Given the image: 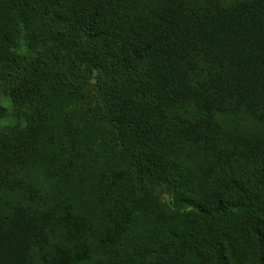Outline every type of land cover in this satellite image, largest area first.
Returning a JSON list of instances; mask_svg holds the SVG:
<instances>
[{
	"label": "trees",
	"instance_id": "obj_1",
	"mask_svg": "<svg viewBox=\"0 0 264 264\" xmlns=\"http://www.w3.org/2000/svg\"><path fill=\"white\" fill-rule=\"evenodd\" d=\"M24 31L113 83V138L17 66L0 264H264V0H0V78Z\"/></svg>",
	"mask_w": 264,
	"mask_h": 264
},
{
	"label": "rangeland",
	"instance_id": "obj_2",
	"mask_svg": "<svg viewBox=\"0 0 264 264\" xmlns=\"http://www.w3.org/2000/svg\"><path fill=\"white\" fill-rule=\"evenodd\" d=\"M45 29L46 25L38 27ZM40 32H36L34 40L30 45L25 44V40L31 38L33 32L24 31L21 36L22 47L17 49L20 57L16 58V64L11 71H6L0 78V100L6 99L12 90L18 85L20 76L17 75L16 68L18 65L25 71L24 67L30 69L46 68L49 75L55 76L60 74L72 84L73 97L69 102L70 117L84 116L91 123L92 128H97L101 125L104 129V137L112 139V129L106 122L110 102L113 99L112 93L117 91V88L110 80L97 74L86 73L83 66H80L77 61L70 65H63L61 60H58L54 54V46L48 40L39 36ZM76 62L77 66H73ZM25 75L28 74L24 72ZM116 94V93H115ZM84 123L88 125L85 121ZM98 142V143H97ZM95 143V148L101 143V139ZM105 148H102L104 150ZM107 151V150H106ZM103 153V152H102ZM157 200L166 203L170 197V193L164 190L154 192Z\"/></svg>",
	"mask_w": 264,
	"mask_h": 264
}]
</instances>
